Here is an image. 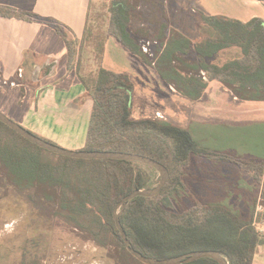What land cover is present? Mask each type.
Here are the masks:
<instances>
[{"label":"trees","instance_id":"trees-1","mask_svg":"<svg viewBox=\"0 0 264 264\" xmlns=\"http://www.w3.org/2000/svg\"><path fill=\"white\" fill-rule=\"evenodd\" d=\"M137 7V0H113L106 38L95 47L98 68L88 77L75 63L78 43L62 28H57L68 45L69 69L77 67L87 96L94 102L83 150L139 154L162 163L169 170L170 179L158 196L135 198L121 215V223L134 249L157 260L216 250L223 253L230 264H254L255 257L264 250V235L257 229V224H264V161L237 159L208 151L189 130L168 121L134 119V84L130 76L104 68L103 59L107 38L112 36L147 65L153 66L179 94L192 101L202 98L209 83L216 80L241 100L264 102V22L255 19L244 24L227 17L203 15L208 31L218 37L210 34L205 41L194 44L183 33L171 28L166 13L157 4L161 15L153 22L159 23V28L154 36L156 61L151 62L135 37L151 38V29L140 26L135 33L132 30L133 21L139 17ZM0 16L27 21L35 17L3 6H0ZM89 23L81 46L92 35L89 36ZM231 46L242 49V59L222 66L208 63V59ZM28 142L0 121V163L7 170L11 183L21 189L46 185L59 188L60 208L66 213L67 221L96 240L100 235L109 234L130 258L136 260L124 245L114 211L132 192L155 188L153 179L157 171L136 162L63 157L45 150L46 153ZM39 153L64 159L78 167L54 164L42 159ZM199 157L224 159L253 175L261 194L250 216L221 204L196 203L183 211L175 209L174 197L185 194V172ZM259 206L261 212L257 210ZM190 264L219 263L205 258Z\"/></svg>","mask_w":264,"mask_h":264},{"label":"rangeland","instance_id":"rangeland-1","mask_svg":"<svg viewBox=\"0 0 264 264\" xmlns=\"http://www.w3.org/2000/svg\"><path fill=\"white\" fill-rule=\"evenodd\" d=\"M171 1L189 14L178 13V9H174L175 6L165 0H137L139 8L137 7L136 12L139 17L133 21L132 30L135 33L140 26L151 29V38L135 36L151 62L156 61L154 36L159 28V23L153 22L161 15L156 9L157 4L164 12L170 5L177 12L171 20L167 17L170 25L180 27L197 40L202 32L200 25L203 15L192 11L205 8L215 13V6L230 3V0ZM112 2L113 0H92L89 36L91 33L92 35L83 46H76L75 63L81 67L85 77L98 68L95 47L106 38ZM131 56L132 62H124V65L122 63L114 69L128 74L134 84L133 118L164 120L157 115L164 111L163 96L168 93L166 82L141 57L134 54ZM16 92L21 93L19 90ZM7 110L8 106L0 103V111L7 113ZM197 139L202 148L237 159L250 155L253 148L264 154V127L261 126L219 128L207 125ZM28 144L32 145L30 142ZM39 154L42 159L54 164L78 167L64 159ZM153 180L154 187H157L160 183L158 172ZM184 180L185 194L174 197L175 209L178 211L188 209L196 203L221 204L248 217L259 200V187L253 175L224 159L196 158L187 168ZM60 201L59 188H49L47 185L33 189L17 187L11 183L7 170L0 163V264H144L135 257L136 260L130 258L109 234L100 235L99 240H96L91 234L67 221L66 213L60 208ZM257 210L261 212L262 207L259 206ZM257 229L264 235V224H257ZM262 254L264 250L257 257L260 264L263 261Z\"/></svg>","mask_w":264,"mask_h":264},{"label":"crops","instance_id":"crops-1","mask_svg":"<svg viewBox=\"0 0 264 264\" xmlns=\"http://www.w3.org/2000/svg\"><path fill=\"white\" fill-rule=\"evenodd\" d=\"M165 2L174 5L178 13L189 14L173 1ZM91 3L92 0H0V6L35 16L30 21L0 16V103L9 109L2 113L39 137L74 151L86 146L94 102L87 96L77 67L69 69L68 45L57 28H62L71 40L80 44L89 23ZM215 8V13L205 8L192 12L227 17L244 24L255 19L264 22V2L258 0H230L226 6ZM165 9L169 20L177 15L170 5ZM170 26L194 44L205 41L210 34L218 37L208 31L204 22L197 40L180 27ZM131 55L110 36L105 44L103 67L121 73L114 68L132 62ZM243 56L240 47L231 46L207 61L222 66ZM165 84L168 93L163 96L164 111L158 112L157 117L189 130L196 141L207 125L264 127V102L241 100L219 81H211L197 101L182 96L167 82ZM18 90L20 94L16 92ZM244 159L262 162L264 154L253 148ZM260 194L259 188L258 199ZM257 257L254 264H260ZM262 259L261 264H264V254Z\"/></svg>","mask_w":264,"mask_h":264},{"label":"water","instance_id":"water-1","mask_svg":"<svg viewBox=\"0 0 264 264\" xmlns=\"http://www.w3.org/2000/svg\"><path fill=\"white\" fill-rule=\"evenodd\" d=\"M0 121L11 128L14 132L28 140L29 142L35 144L36 146L54 153L59 156L79 159V160H117V161H127L136 162L155 169L160 175V183L157 187L148 190H136L131 194L124 197L117 205L114 211V219L116 222V227L120 233V236L130 254L137 260L144 264H190L196 262L200 259L209 258L217 261L219 264H230V260L221 252L216 250H206V251H194L180 256L157 260L154 258L147 257L133 248L128 235L121 223V215L126 209L129 202L138 197L144 198H154L158 196L170 179L169 170L162 163L143 156L139 154H130L124 152H103V151H84V150H68L62 148L56 144L50 143L42 139L41 137L35 135L31 131L27 130L17 122L10 119L8 116L0 111Z\"/></svg>","mask_w":264,"mask_h":264},{"label":"built area","instance_id":"built-area-1","mask_svg":"<svg viewBox=\"0 0 264 264\" xmlns=\"http://www.w3.org/2000/svg\"><path fill=\"white\" fill-rule=\"evenodd\" d=\"M263 231V230H262ZM264 232V231H263Z\"/></svg>","mask_w":264,"mask_h":264}]
</instances>
